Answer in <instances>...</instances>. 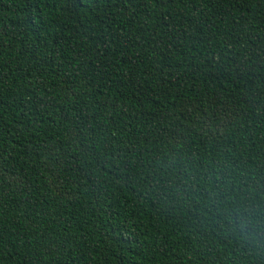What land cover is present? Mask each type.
Segmentation results:
<instances>
[{
    "label": "trees",
    "instance_id": "1",
    "mask_svg": "<svg viewBox=\"0 0 264 264\" xmlns=\"http://www.w3.org/2000/svg\"><path fill=\"white\" fill-rule=\"evenodd\" d=\"M264 0H0V264H264Z\"/></svg>",
    "mask_w": 264,
    "mask_h": 264
},
{
    "label": "clouds",
    "instance_id": "2",
    "mask_svg": "<svg viewBox=\"0 0 264 264\" xmlns=\"http://www.w3.org/2000/svg\"><path fill=\"white\" fill-rule=\"evenodd\" d=\"M237 217L236 230L241 241L253 248H264V226L254 221L247 211L238 213Z\"/></svg>",
    "mask_w": 264,
    "mask_h": 264
}]
</instances>
